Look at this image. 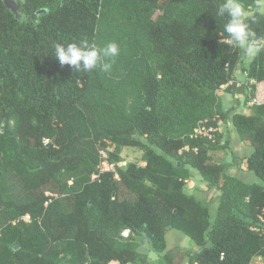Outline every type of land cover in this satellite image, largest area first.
Returning <instances> with one entry per match:
<instances>
[{
	"label": "trees",
	"instance_id": "1",
	"mask_svg": "<svg viewBox=\"0 0 264 264\" xmlns=\"http://www.w3.org/2000/svg\"><path fill=\"white\" fill-rule=\"evenodd\" d=\"M17 2L15 14L0 0V264H146L136 235L176 264L171 229L198 246L187 264L264 258V102L254 101L264 52L239 84L241 49L225 44L219 0ZM252 28L264 34V18ZM80 40L120 45L109 72L60 66L54 45ZM223 86L252 101L231 122L261 183L229 174L210 153L229 119ZM107 146L112 161L138 147L145 164L94 181ZM191 168L221 191L214 219L186 192Z\"/></svg>",
	"mask_w": 264,
	"mask_h": 264
},
{
	"label": "rangeland",
	"instance_id": "2",
	"mask_svg": "<svg viewBox=\"0 0 264 264\" xmlns=\"http://www.w3.org/2000/svg\"><path fill=\"white\" fill-rule=\"evenodd\" d=\"M159 12L160 11H158V13ZM252 58L253 57H248L241 49V57L238 64L239 71L236 72L235 77L239 84L249 80L243 70L244 68L249 67ZM258 87L256 90V99L254 101L257 102V100H260L261 102H264V84L259 85ZM224 88L225 86L218 90V94L222 98V107L225 111L228 110L227 115L229 119L221 120L219 122V131L222 134L220 144L222 147L217 150H212L210 153L215 161L226 164L227 172L229 174L235 175L244 180L261 183V180L249 171L247 167L246 157L251 151L250 146L248 143L243 142L238 138L231 122V117L235 112L249 111L252 101L247 102L245 95L227 93ZM11 124L13 125V121ZM121 161L124 168L129 162H136L137 164L144 165L145 161L143 160V150L133 146L124 147L121 151ZM186 192L201 199L204 204L209 207L212 215L211 218H215L217 207L221 198V191L215 186H210L209 183L199 174V172L192 168ZM134 237L139 242L138 251L140 252V255L143 256L145 250H147V247H144L143 245H149V243H143L142 236L140 235H136ZM251 264H264V258L255 257Z\"/></svg>",
	"mask_w": 264,
	"mask_h": 264
},
{
	"label": "clouds",
	"instance_id": "3",
	"mask_svg": "<svg viewBox=\"0 0 264 264\" xmlns=\"http://www.w3.org/2000/svg\"><path fill=\"white\" fill-rule=\"evenodd\" d=\"M213 16L225 20V44L242 49L248 57H256L264 52V34H258L252 28L258 18H264V0H255L251 8L243 0H219ZM53 54L61 67L67 65L83 73L96 69L109 72L112 67L110 61L120 55V45L116 41L98 45L88 40L56 43Z\"/></svg>",
	"mask_w": 264,
	"mask_h": 264
},
{
	"label": "crops",
	"instance_id": "4",
	"mask_svg": "<svg viewBox=\"0 0 264 264\" xmlns=\"http://www.w3.org/2000/svg\"><path fill=\"white\" fill-rule=\"evenodd\" d=\"M238 71L239 69L237 70V72ZM262 84H264V82L258 83L257 87ZM257 102L260 103L261 101L257 100ZM248 112L249 111H247V113ZM166 238H167V251L171 253V257L172 259H174V262L176 264H187L188 252L198 250V246L196 245V243L190 237L184 235L178 230L175 229L169 230ZM143 246L147 247V250H145L144 255L142 256L143 258L147 259L146 264H164L162 258H160V256L154 250H152V248L149 245L144 244ZM112 264H116V263L113 262Z\"/></svg>",
	"mask_w": 264,
	"mask_h": 264
},
{
	"label": "built area",
	"instance_id": "5",
	"mask_svg": "<svg viewBox=\"0 0 264 264\" xmlns=\"http://www.w3.org/2000/svg\"><path fill=\"white\" fill-rule=\"evenodd\" d=\"M18 1V0H16ZM212 129H205V127L200 126L199 128L196 129L197 134H205L209 135V137H212L210 134V131ZM114 151L113 146H107V147H102L99 149V164L96 167L95 172L92 174L91 179L92 180H101V176L105 173L108 172H113L115 174V177L118 178L119 174L117 172L118 167L124 168L122 166V161H112L111 160V152ZM72 183V180L69 181ZM47 203V202H46ZM25 221H31L30 215H26L23 217ZM130 234V229L127 228L122 231V236L128 237Z\"/></svg>",
	"mask_w": 264,
	"mask_h": 264
},
{
	"label": "water",
	"instance_id": "6",
	"mask_svg": "<svg viewBox=\"0 0 264 264\" xmlns=\"http://www.w3.org/2000/svg\"><path fill=\"white\" fill-rule=\"evenodd\" d=\"M5 5L9 8L13 13L18 14L19 12V4L16 0H4ZM19 246H17L18 248Z\"/></svg>",
	"mask_w": 264,
	"mask_h": 264
}]
</instances>
